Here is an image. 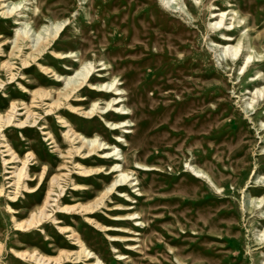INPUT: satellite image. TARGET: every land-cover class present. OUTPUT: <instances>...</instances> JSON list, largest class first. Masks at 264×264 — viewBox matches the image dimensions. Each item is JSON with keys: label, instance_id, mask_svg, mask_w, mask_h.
<instances>
[{"label": "rangeland", "instance_id": "374dc122", "mask_svg": "<svg viewBox=\"0 0 264 264\" xmlns=\"http://www.w3.org/2000/svg\"><path fill=\"white\" fill-rule=\"evenodd\" d=\"M86 68L0 131V264H264V0H0V112Z\"/></svg>", "mask_w": 264, "mask_h": 264}, {"label": "bare ground", "instance_id": "6f19581e", "mask_svg": "<svg viewBox=\"0 0 264 264\" xmlns=\"http://www.w3.org/2000/svg\"><path fill=\"white\" fill-rule=\"evenodd\" d=\"M167 3L169 4L170 3V0H167ZM224 14H222L221 16H223ZM222 23V21H220L218 23V25L220 26ZM225 24V23H224ZM21 39H23V35H19ZM19 38V40H20ZM49 39L45 40L43 43H41L39 46H37L35 49L32 50V54L31 55H34L33 57H35L36 54H39L41 53L44 48H46V46L48 45L49 43ZM18 44V43H17ZM17 47V46H16ZM32 48V47H30ZM252 57H250L251 59ZM45 69V68H44ZM45 70H47V72H52L53 70L49 69V68H46ZM87 70V73H83V74H78V75H81L83 77L82 80H70V81H67V84L66 86L62 89V90H58L56 92H53V91H48V90H45L43 88H38V89H34V90H31V89H27L25 92H21V96L23 97V99L25 98H29V96L31 97V103L28 104L26 103L25 101H22V100H12L10 105H11V109H10V114L8 115H4L2 112H0V131H3L4 130V127H7L8 124L11 122L12 119H14L15 117V113H16V110H18V107L19 105H23V108L25 109V113H27L28 115L27 116H32L33 115V110L31 109L32 107H35V106H40L42 105L45 100H48L47 103H44V105H47L48 110H47V113H46V117H48V115L50 113H53V111L55 109H59L60 107V99H64V100H68V101H73L72 99L74 97H76L77 102H82L84 100H86L85 97H80V91L83 89L84 87V84L85 81L88 79L89 81V78H90V70L88 68H86ZM87 81V82H88ZM115 85V81L113 80V82L111 83L110 85V88H112L113 86ZM120 88H118L117 86V83H116V86L114 87V90H117L119 91ZM57 94H58V97H57ZM116 95H119L118 97L116 98H122V94L121 93H118ZM24 99V100H25ZM119 103V102H118ZM94 105H96V102L94 103ZM73 110H83L81 106L79 107H72ZM120 110H123V108H121ZM81 112V115H84V116H87V115H90L93 111H80ZM59 118V121L63 124H65V127H67V130H66V137H68L71 141H79L80 143V146L77 147L78 150H82V151H85L86 154L90 155L92 153H95L96 151H98V149L100 148L98 144H96V140H92L91 143H89L87 141V138L86 136H82V134L78 133L74 127L72 126L71 122L69 120H66L65 118H63L62 116L58 117ZM122 118V117H119V119ZM7 124V125H6ZM119 125L118 123L115 124V127ZM48 135L50 137L53 138V135L52 133L48 132ZM2 137L5 138V135L2 134ZM120 138V136H118V139ZM117 141H121V140H117ZM5 150L3 152H7L9 153L8 156L10 158L8 159H4V161L6 162V164H9V163H13L16 159L19 158V156L16 154L14 148L7 142V140H5L3 142ZM117 155V154H116ZM24 168H25V163L23 165V167L20 169L19 173L17 174V176L20 177L22 176L23 174V171H24ZM119 168H121L119 170ZM113 169L117 172L120 173V175L118 176V179H116L115 181H113V183L111 184V187L108 189V190H112V188H115L119 185H122V184H126L128 182H130V174L127 173L122 166H120L118 163H116V165L113 167ZM85 171H83L82 173L83 174H86L88 172H92L94 170H96V172H100L101 169H84ZM48 204V202H46ZM65 209L69 210L72 208V206H65L64 207ZM44 208H41L39 210V217H35L33 221H27L26 223L28 224V226H30L32 223L34 222H41L43 218H46L47 214L44 212ZM18 226L23 228L25 227V225H23V223H18ZM78 243L80 244L82 250L84 249V244L81 240L78 241ZM40 259V257H39Z\"/></svg>", "mask_w": 264, "mask_h": 264}]
</instances>
